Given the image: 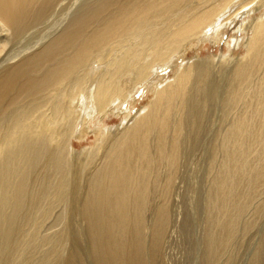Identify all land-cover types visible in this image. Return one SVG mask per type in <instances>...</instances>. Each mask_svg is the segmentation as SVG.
Segmentation results:
<instances>
[{"label":"bare ground","instance_id":"obj_1","mask_svg":"<svg viewBox=\"0 0 264 264\" xmlns=\"http://www.w3.org/2000/svg\"><path fill=\"white\" fill-rule=\"evenodd\" d=\"M187 193L218 264L264 193V0H0V264H164Z\"/></svg>","mask_w":264,"mask_h":264},{"label":"rangeland","instance_id":"obj_2","mask_svg":"<svg viewBox=\"0 0 264 264\" xmlns=\"http://www.w3.org/2000/svg\"><path fill=\"white\" fill-rule=\"evenodd\" d=\"M233 37L234 35L232 33H224L220 36L214 37L210 41V42L217 44L216 47L209 44L210 42H206L204 45H201L198 48L190 47L188 50H185L183 53V57L185 59H189L196 55L204 59L206 57H209L210 55L219 56L220 54H224L228 51L226 44ZM238 54L239 56L243 55L244 51L240 50ZM175 73H176L175 71L168 72V73L165 72L163 74H160V77L169 79ZM150 97H151L150 94L144 92V89H141L134 96L135 100H137V103H132V101H129L128 103L130 104L124 105L121 108V110H125L127 108V109H130L132 114L137 113L139 109L147 105ZM132 104H134V107H132ZM119 123H120V117L109 115L107 118H105L103 123H101V120L99 119L93 122L92 124H90L89 130L96 132L94 130L101 127L102 126L101 124H104L107 128H114L118 126ZM98 137L99 136H95L94 133L87 134L86 142H76V146L74 147L76 150L80 151L85 147L93 146L97 143L98 140L97 141H94V140ZM206 146L208 147L209 143L206 144ZM205 193L206 192H204V194L202 193L203 196H205ZM184 195L186 197L188 195V197L190 198L189 201L190 202L192 201L190 203L191 205L190 207L188 206L182 207L181 205H179V202L181 204H185L186 197ZM184 195H180V198L178 199V203H176L177 205H175V207L172 210V215H171L172 223L166 234V244L164 246L165 249L163 248L164 264H201L200 263L201 255L199 253H200V250L204 249L203 244L201 243L204 237L202 235L206 234V226H203V222L208 212V207H206L204 202H202V198H204L203 196L201 197V200H200V206H197V205L193 206L195 205L194 199L197 196L196 193H192V194L187 193V195L186 194ZM175 200H177V198ZM260 208H262V214L259 218H256V212ZM201 212H203L204 214ZM251 221L255 222L254 226L250 230L244 229L245 224ZM48 224H50V222L46 221L44 223V225H46L47 227L44 226L43 230H41V233H46V232L53 233L57 231V229L55 228H54L55 231L49 229L50 225L48 226ZM81 224L82 223L80 221H77L76 227L78 226V228L83 233L84 228H83V225ZM150 224H151V220L149 221V225ZM149 225H148V228H149ZM203 228L205 230H203ZM49 230H51V232H49ZM202 232H204V234ZM150 233L151 232L149 231V235ZM148 236H147V239H148ZM263 239H264V193H261L256 199H254V201L251 202V204L248 205V207L244 211V214L238 219V222L235 226L234 239H232L229 247L227 248V250H225V253H224L225 255L223 254V257L220 258L221 260H219L218 262L220 263L222 261L220 264H250V263L258 264V262L259 264H262V263L264 264ZM82 250H84V247H82ZM198 256H199V259H198ZM254 256L256 257L258 256L261 258L257 257L256 262H253ZM39 257H40V254H36L35 257L33 258V261H31L30 264H38Z\"/></svg>","mask_w":264,"mask_h":264}]
</instances>
